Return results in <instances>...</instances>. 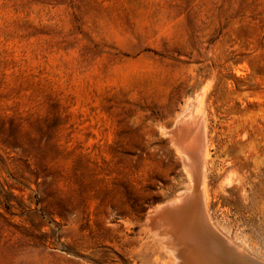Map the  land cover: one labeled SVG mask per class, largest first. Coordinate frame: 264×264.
Returning a JSON list of instances; mask_svg holds the SVG:
<instances>
[{
	"label": "rangeland",
	"instance_id": "rangeland-1",
	"mask_svg": "<svg viewBox=\"0 0 264 264\" xmlns=\"http://www.w3.org/2000/svg\"><path fill=\"white\" fill-rule=\"evenodd\" d=\"M186 107L211 221L264 264V0H0V264H168Z\"/></svg>",
	"mask_w": 264,
	"mask_h": 264
},
{
	"label": "bare ground",
	"instance_id": "bare-ground-1",
	"mask_svg": "<svg viewBox=\"0 0 264 264\" xmlns=\"http://www.w3.org/2000/svg\"><path fill=\"white\" fill-rule=\"evenodd\" d=\"M201 115L199 108L191 112L186 107L176 119L175 130L170 132L172 146L188 175L189 188L178 198L158 205L154 214L147 217L151 235L169 252L168 264H224L215 253L219 245L211 238L214 236L207 237V232L215 233L217 229L211 221L205 194L204 172L209 152ZM224 241L233 245L226 238Z\"/></svg>",
	"mask_w": 264,
	"mask_h": 264
},
{
	"label": "water",
	"instance_id": "water-1",
	"mask_svg": "<svg viewBox=\"0 0 264 264\" xmlns=\"http://www.w3.org/2000/svg\"><path fill=\"white\" fill-rule=\"evenodd\" d=\"M210 234V235H209ZM214 236V237H211ZM207 237H211L217 242V245L219 247H216L217 255H220L219 261H221L224 264H263L258 262L252 257H249L247 254H245L242 250L238 249L237 247L233 245H228L224 238H222L217 232L212 233L211 231L207 232ZM216 255V254H215ZM217 259V258H216Z\"/></svg>",
	"mask_w": 264,
	"mask_h": 264
}]
</instances>
